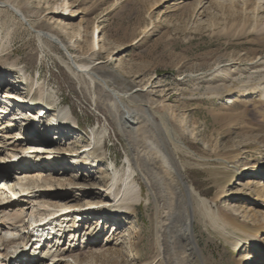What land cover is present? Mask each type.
<instances>
[{
  "label": "rangeland",
  "instance_id": "374dc122",
  "mask_svg": "<svg viewBox=\"0 0 264 264\" xmlns=\"http://www.w3.org/2000/svg\"><path fill=\"white\" fill-rule=\"evenodd\" d=\"M16 4L25 22L12 18L10 10L0 6V105L10 109L11 103L18 102L4 97L13 88L36 100L41 87L47 104L54 101L53 107L68 106L72 111L77 127L66 129L64 121L66 125L59 127L64 128L60 134L64 141L58 145L70 151L84 149L93 127L106 130L102 151L79 156L80 164L93 171L91 181L108 183L107 168L112 163L118 171L124 170L130 148L105 108L94 105L90 93L68 75L60 59H65L61 48L48 38L39 40L33 30L69 42L68 51L79 65L94 61L103 66L105 81L118 93L143 90L142 101L154 112L166 115L179 139L191 145L194 152L205 150L210 155H220L242 143L251 147L242 156L243 162H258L264 157V138H260L264 137V96L258 92L264 88V0H17ZM29 87L33 88L30 94ZM252 90H258L252 103L226 101ZM41 109L44 108L39 106ZM130 110L137 111L132 105ZM46 112L48 118L54 117L50 116L53 112ZM39 122L42 131L44 121ZM20 144L26 143H12L5 152L20 154ZM75 178L71 173L62 180L80 182ZM137 179L142 192L135 213L109 234L111 226L103 240L95 243L105 252L104 257H121V261L129 257L127 241L130 232L138 228L142 257L153 255V203L140 177ZM246 179L233 181L226 187L232 195L222 198L224 193L217 202L219 208L235 214L239 220L244 219L241 210L247 214L246 219L253 218L254 211L264 215V203L254 206L249 198L258 178L250 179L253 187L246 186L250 194L242 191ZM186 180L204 197L211 199L215 195L216 187L204 172L191 169ZM66 188L80 189L79 185ZM49 199L57 203L64 200ZM42 201L28 198L11 213L21 209L29 222L31 213L35 216V206ZM262 216L257 218L260 222H264ZM193 226L204 257H223L226 261L249 256L250 262L254 256L244 247L234 252L197 219ZM67 237L61 239L63 244H72ZM74 247L78 252L95 248L83 245L81 240Z\"/></svg>",
  "mask_w": 264,
  "mask_h": 264
},
{
  "label": "bare ground",
  "instance_id": "6f19581e",
  "mask_svg": "<svg viewBox=\"0 0 264 264\" xmlns=\"http://www.w3.org/2000/svg\"><path fill=\"white\" fill-rule=\"evenodd\" d=\"M16 3L17 0H0V6H6L12 18L25 22ZM33 32L39 40L48 38L61 48L65 59H60L68 75L90 93L94 105L101 104L105 108L130 151L125 157L124 170L118 171L112 163L107 168L108 183L96 184L90 180L93 171L80 164L79 156L102 151L106 130L93 127L88 136L89 143L81 152L80 149L59 148L64 141L60 136L64 128L59 127L66 123V129L77 127L70 107H53L52 100V104H47L43 100L46 93L41 87L36 100L14 88L10 93H4L5 98L9 97L12 102V99L18 100V104H25L28 109L16 107L13 103L10 109L0 105V129H4L0 132V264H96L97 261L101 264H264V238H261L264 237V222L257 219L262 215L254 211L253 218L246 219L247 214L241 210L244 219L239 220L235 214L217 205L224 193L226 195L222 198L232 195L226 187L244 177L248 178L242 187L245 192L249 191L246 186H252L250 179L258 178L249 196L250 204L259 206L264 203V157L258 162H243L245 158L242 156L251 147L246 148L247 144L242 143L220 155L216 152L210 155L205 150L194 152L191 145L179 139L166 115L154 112L142 101L143 90L118 93L105 81L106 74L101 72L103 66H97L99 64L94 61H89L86 66L79 65L68 51L69 42L50 33ZM32 90L29 87V94ZM257 91L244 92L226 101L252 103L258 97ZM258 92L264 96V88ZM131 105L138 112L131 111ZM39 106L53 112L50 116H54L48 118L43 114L47 124L43 122L45 128L42 131H39ZM21 141L26 144H20V154L5 152L6 147ZM191 169H198L211 179L216 187L211 199L204 197L193 183L186 180ZM71 173L80 182H63L62 178ZM56 176L62 177L56 179ZM137 176L153 203V255L142 257V238L138 228L130 232L127 241L129 257H124V261L121 257H104L105 252L95 243L103 240L107 229L112 226L109 232L112 234L122 226L123 219L135 213L142 192ZM64 179L69 181V178ZM71 185H79L80 189L66 188ZM50 197L65 201L57 203ZM82 197L85 199L78 202ZM28 198L43 201L35 206V216L31 213V219L26 222L24 211H11L15 207L21 208ZM196 219L210 227L234 252L244 247L248 254L252 253L251 261L249 256L226 261L223 257H204L194 233ZM66 236L72 244H63L61 239ZM80 238L83 245L95 248L78 252L74 246ZM75 250L77 253H72Z\"/></svg>",
  "mask_w": 264,
  "mask_h": 264
}]
</instances>
